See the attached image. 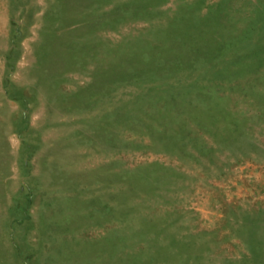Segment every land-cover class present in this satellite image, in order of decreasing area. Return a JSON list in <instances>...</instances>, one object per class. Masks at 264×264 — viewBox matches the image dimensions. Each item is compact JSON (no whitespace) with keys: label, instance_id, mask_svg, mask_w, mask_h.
Returning <instances> with one entry per match:
<instances>
[{"label":"rangeland","instance_id":"374dc122","mask_svg":"<svg viewBox=\"0 0 264 264\" xmlns=\"http://www.w3.org/2000/svg\"><path fill=\"white\" fill-rule=\"evenodd\" d=\"M0 264H264V0H0Z\"/></svg>","mask_w":264,"mask_h":264}]
</instances>
